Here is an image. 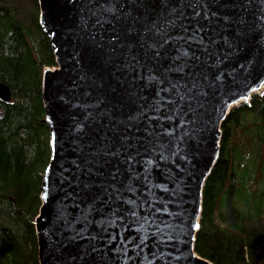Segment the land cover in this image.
Segmentation results:
<instances>
[{"label": "water", "instance_id": "1", "mask_svg": "<svg viewBox=\"0 0 264 264\" xmlns=\"http://www.w3.org/2000/svg\"><path fill=\"white\" fill-rule=\"evenodd\" d=\"M36 1L55 62L37 264H213L193 250L202 186L230 107L264 89V0Z\"/></svg>", "mask_w": 264, "mask_h": 264}, {"label": "trees", "instance_id": "2", "mask_svg": "<svg viewBox=\"0 0 264 264\" xmlns=\"http://www.w3.org/2000/svg\"><path fill=\"white\" fill-rule=\"evenodd\" d=\"M37 20L36 0H0V83L9 89L0 99V264H37L33 219L49 158L41 72L55 65ZM219 129L193 250L213 264H264L249 248L264 233V89L231 106Z\"/></svg>", "mask_w": 264, "mask_h": 264}, {"label": "rangeland", "instance_id": "3", "mask_svg": "<svg viewBox=\"0 0 264 264\" xmlns=\"http://www.w3.org/2000/svg\"><path fill=\"white\" fill-rule=\"evenodd\" d=\"M52 67V66H51ZM244 184H245V189L247 190V191H249V189H250V187H251V184H252V182H251V180L249 179V180H246L245 182H244Z\"/></svg>", "mask_w": 264, "mask_h": 264}]
</instances>
